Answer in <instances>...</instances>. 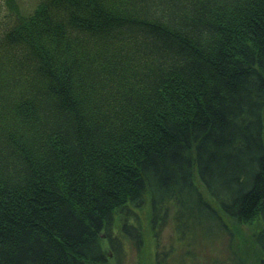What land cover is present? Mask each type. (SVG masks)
I'll list each match as a JSON object with an SVG mask.
<instances>
[{
    "label": "trees",
    "instance_id": "obj_1",
    "mask_svg": "<svg viewBox=\"0 0 264 264\" xmlns=\"http://www.w3.org/2000/svg\"><path fill=\"white\" fill-rule=\"evenodd\" d=\"M169 205L264 264V0H2L0 264L147 256Z\"/></svg>",
    "mask_w": 264,
    "mask_h": 264
},
{
    "label": "rangeland",
    "instance_id": "obj_2",
    "mask_svg": "<svg viewBox=\"0 0 264 264\" xmlns=\"http://www.w3.org/2000/svg\"><path fill=\"white\" fill-rule=\"evenodd\" d=\"M20 1L25 6L30 3V0ZM201 190L203 191L202 188ZM141 210L138 211L143 223L138 224L131 221L129 224L137 226V229L131 228L132 233L146 232L147 239L144 238V245L145 251L149 254L146 256L144 250L140 252L136 245L125 239L124 250L116 259L113 252L108 249V258H110L108 264H235L229 246L234 239L237 247L238 237L234 235L233 238L223 226H214L213 232L211 227L207 228L203 220V224L195 225V227L191 226L194 224L191 220H187L188 229L183 231L177 226L174 207L169 205L166 216L162 218L161 224L158 223L160 227H156L157 232L153 230L156 233L154 235L155 233L151 232L149 223L146 221V207H142ZM134 215L135 213L131 212L129 219H134ZM255 226L242 228L247 240L250 239ZM156 252L157 256L154 258Z\"/></svg>",
    "mask_w": 264,
    "mask_h": 264
}]
</instances>
